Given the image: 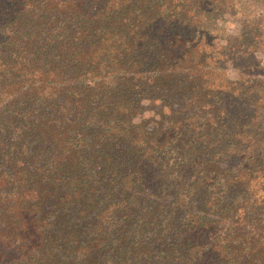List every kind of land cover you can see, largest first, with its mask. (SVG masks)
I'll list each match as a JSON object with an SVG mask.
<instances>
[{
	"label": "trees",
	"instance_id": "trees-1",
	"mask_svg": "<svg viewBox=\"0 0 264 264\" xmlns=\"http://www.w3.org/2000/svg\"><path fill=\"white\" fill-rule=\"evenodd\" d=\"M229 5L0 0V264H264V82L221 63L264 14L212 58Z\"/></svg>",
	"mask_w": 264,
	"mask_h": 264
},
{
	"label": "rangeland",
	"instance_id": "rangeland-1",
	"mask_svg": "<svg viewBox=\"0 0 264 264\" xmlns=\"http://www.w3.org/2000/svg\"><path fill=\"white\" fill-rule=\"evenodd\" d=\"M263 14L264 7H261L256 0H233V5H229L225 10H222L213 20L217 27L214 28L217 34L214 47L210 50L211 57L216 58L218 56V50L224 49L223 47L228 44L230 37L240 33L243 24L257 20ZM251 45L248 55L237 54L232 59L229 57L221 58V63H223L222 73L227 80L235 81L242 77L245 81L260 80L264 82V44L256 41ZM248 57H252L251 60L254 63L250 65L245 62V65H243L245 60L248 61ZM144 106H146L145 117L154 116L151 104H145Z\"/></svg>",
	"mask_w": 264,
	"mask_h": 264
}]
</instances>
